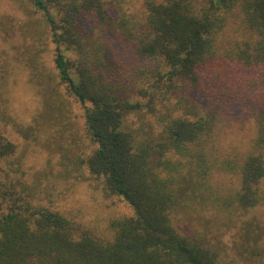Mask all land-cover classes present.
I'll list each match as a JSON object with an SVG mask.
<instances>
[{"label": "trees", "instance_id": "16d2710c", "mask_svg": "<svg viewBox=\"0 0 264 264\" xmlns=\"http://www.w3.org/2000/svg\"><path fill=\"white\" fill-rule=\"evenodd\" d=\"M29 1L45 16L59 84L83 108L93 146L81 161L132 214L110 220L105 240L33 203L10 176L16 170L3 166L15 144L0 133V264H264V228L247 217L264 209V0H141L133 23L119 15L123 0ZM114 30L132 44L131 75L94 39ZM178 87L201 94L205 106L182 94L172 100ZM234 105L253 116V146L222 155L212 128ZM141 113L156 133L128 124ZM214 172L237 179L228 194L211 191L222 216L202 232L182 231L174 221L186 209L180 189L196 181L209 190ZM212 227L234 229L231 244L214 248Z\"/></svg>", "mask_w": 264, "mask_h": 264}, {"label": "rangeland", "instance_id": "374dc122", "mask_svg": "<svg viewBox=\"0 0 264 264\" xmlns=\"http://www.w3.org/2000/svg\"><path fill=\"white\" fill-rule=\"evenodd\" d=\"M140 4L141 0H123L119 15L136 22L141 16ZM130 27L136 29L133 24ZM132 28L129 29L133 31ZM94 39L100 41L101 51H106V60L116 66L120 62L117 69L123 75L133 73L136 61L129 54L132 44L122 32L114 30L99 40ZM90 42L98 47L93 40ZM54 56L55 46L43 12L29 0H0V133L15 144V152L3 166L16 170L10 176L24 186L33 203L63 213L79 231L108 240L112 237L110 220L131 215L132 208L118 196L107 195L101 182L82 163L93 145L85 134L81 104L59 84ZM179 94L192 104H204L201 94L190 89L181 91V87L175 90L172 100ZM136 116L128 117L131 127L149 134L157 132L154 119L142 113ZM217 117L211 137L217 153L252 149L253 116L243 114L234 105ZM184 169V176L189 178L187 168ZM182 177L178 176L176 182L185 181ZM206 183L209 190L192 181V186L187 184L185 190L180 189L184 195L178 193L183 195L186 209L176 214L174 221L184 232H202L211 227L212 217L222 216L221 207L210 205L209 199L214 195L211 191L215 195L228 194L237 186V179L234 175L214 172ZM261 208L247 213V217L264 228ZM234 231L221 235L220 229L212 227L209 237L213 247L221 249L231 244Z\"/></svg>", "mask_w": 264, "mask_h": 264}]
</instances>
